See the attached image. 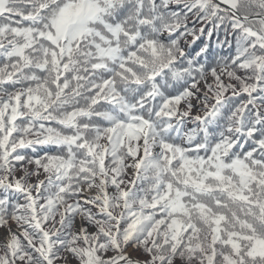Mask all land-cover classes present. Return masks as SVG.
<instances>
[{
	"label": "snow or ice",
	"instance_id": "1",
	"mask_svg": "<svg viewBox=\"0 0 264 264\" xmlns=\"http://www.w3.org/2000/svg\"><path fill=\"white\" fill-rule=\"evenodd\" d=\"M0 264H264V0H0Z\"/></svg>",
	"mask_w": 264,
	"mask_h": 264
},
{
	"label": "trees",
	"instance_id": "2",
	"mask_svg": "<svg viewBox=\"0 0 264 264\" xmlns=\"http://www.w3.org/2000/svg\"><path fill=\"white\" fill-rule=\"evenodd\" d=\"M212 45H213L212 51H213L215 57L218 58L220 56H226V55L229 54L228 49L226 47L224 49H218V48H216V46H215V37H213ZM211 58L212 57L210 56L209 59H211Z\"/></svg>",
	"mask_w": 264,
	"mask_h": 264
}]
</instances>
